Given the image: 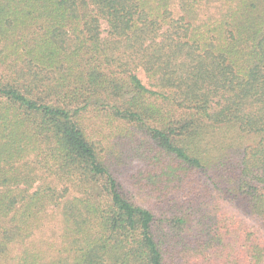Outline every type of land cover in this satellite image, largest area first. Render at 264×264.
Listing matches in <instances>:
<instances>
[{
    "label": "trees",
    "instance_id": "obj_1",
    "mask_svg": "<svg viewBox=\"0 0 264 264\" xmlns=\"http://www.w3.org/2000/svg\"><path fill=\"white\" fill-rule=\"evenodd\" d=\"M0 264H264V0H0Z\"/></svg>",
    "mask_w": 264,
    "mask_h": 264
},
{
    "label": "rangeland",
    "instance_id": "obj_2",
    "mask_svg": "<svg viewBox=\"0 0 264 264\" xmlns=\"http://www.w3.org/2000/svg\"><path fill=\"white\" fill-rule=\"evenodd\" d=\"M141 78H142V80L145 82V79L141 76ZM124 148V147H123ZM124 150H126L125 148H124ZM131 163V162H130ZM132 165V164H131ZM136 200V202L137 203H139L140 205H144L145 204V202H147L148 200H146V201H141L140 200V198L139 197H137V199H135Z\"/></svg>",
    "mask_w": 264,
    "mask_h": 264
}]
</instances>
